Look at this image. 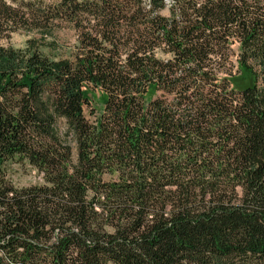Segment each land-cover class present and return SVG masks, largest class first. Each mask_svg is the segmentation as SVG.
<instances>
[{
	"label": "trees",
	"instance_id": "trees-1",
	"mask_svg": "<svg viewBox=\"0 0 264 264\" xmlns=\"http://www.w3.org/2000/svg\"><path fill=\"white\" fill-rule=\"evenodd\" d=\"M0 264H264V0H0Z\"/></svg>",
	"mask_w": 264,
	"mask_h": 264
},
{
	"label": "rangeland",
	"instance_id": "rangeland-1",
	"mask_svg": "<svg viewBox=\"0 0 264 264\" xmlns=\"http://www.w3.org/2000/svg\"><path fill=\"white\" fill-rule=\"evenodd\" d=\"M168 15V12H163ZM41 35L28 34L25 32H18L8 40H4L1 44L6 47H12L17 50H26L30 40L40 41ZM44 46L41 47L40 52L50 57L52 60L71 59L78 47V38L75 31L70 29L57 30L53 36L45 40ZM239 46L235 45L232 49L236 52ZM159 59H167V57L158 53ZM89 98L91 100V107L85 108L86 117L93 121L94 117L91 115V109L97 116L102 114L104 109V96L100 90H89ZM4 172L6 178L16 188H26L35 185H43L44 178L30 163L23 158L17 156L8 161L4 165Z\"/></svg>",
	"mask_w": 264,
	"mask_h": 264
}]
</instances>
